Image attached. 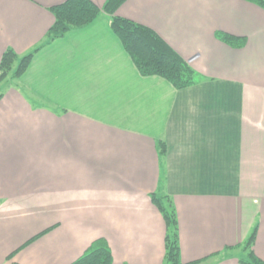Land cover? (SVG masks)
<instances>
[{"label": "crops", "instance_id": "1", "mask_svg": "<svg viewBox=\"0 0 264 264\" xmlns=\"http://www.w3.org/2000/svg\"><path fill=\"white\" fill-rule=\"evenodd\" d=\"M65 1L0 0V62L42 45ZM116 15L154 30L201 79L177 90L142 76L105 12L43 46L0 95V264H73L97 239L113 264H163L154 193L174 200L183 263L244 244L256 224L264 261V9L128 0Z\"/></svg>", "mask_w": 264, "mask_h": 264}, {"label": "trees", "instance_id": "2", "mask_svg": "<svg viewBox=\"0 0 264 264\" xmlns=\"http://www.w3.org/2000/svg\"><path fill=\"white\" fill-rule=\"evenodd\" d=\"M128 0H107L102 10L92 0H67L50 9L55 18L53 26L46 34L45 40L30 53L19 56L13 49H7L0 62V84L9 77L20 79L24 76L43 46L64 37L72 30L84 28L92 24L102 12L113 17L112 31L120 40L124 50L144 77H160L177 90L188 89L196 85L200 75L151 28L132 20L117 16L119 8ZM264 9V0H244ZM216 37L232 48H242L246 38L218 32ZM1 98V97H0ZM159 155L163 158L167 153L164 143L158 145ZM152 204L158 209L166 224L165 256L163 264H206L214 261L216 264L227 259H233L237 253L240 264H264L258 258L253 247L257 239L258 224H256L244 244L228 247L222 253L213 254L202 260L183 263L179 235L178 213L174 200L170 196L154 193L150 195ZM50 232V229L36 236L9 256L8 261L24 248ZM224 258L223 261H221ZM218 259V260H217ZM226 259V260H227ZM73 264H113V255L105 239H97Z\"/></svg>", "mask_w": 264, "mask_h": 264}, {"label": "rangeland", "instance_id": "3", "mask_svg": "<svg viewBox=\"0 0 264 264\" xmlns=\"http://www.w3.org/2000/svg\"><path fill=\"white\" fill-rule=\"evenodd\" d=\"M23 77V76H22ZM21 77V78H22ZM19 80V79H18ZM17 81V79H13V78H11V77H9L6 81H4V82H2L1 84H0V95L6 90V88L8 87V85H9V83H11V82H16ZM41 103V102H40ZM237 254H239V253H237ZM227 258H225V260H226ZM218 260V259H217ZM224 260V258L221 260V261H223ZM206 264H216L214 261H210V262H207Z\"/></svg>", "mask_w": 264, "mask_h": 264}]
</instances>
